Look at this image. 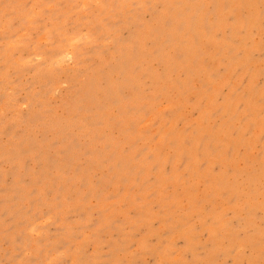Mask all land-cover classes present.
<instances>
[{
    "label": "rangeland",
    "instance_id": "obj_1",
    "mask_svg": "<svg viewBox=\"0 0 264 264\" xmlns=\"http://www.w3.org/2000/svg\"><path fill=\"white\" fill-rule=\"evenodd\" d=\"M0 264H264V0H0Z\"/></svg>",
    "mask_w": 264,
    "mask_h": 264
}]
</instances>
